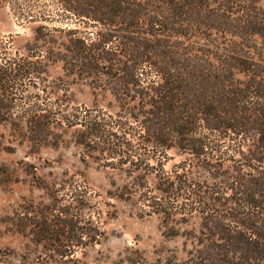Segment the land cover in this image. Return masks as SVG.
<instances>
[{
	"label": "trees",
	"instance_id": "trees-1",
	"mask_svg": "<svg viewBox=\"0 0 264 264\" xmlns=\"http://www.w3.org/2000/svg\"><path fill=\"white\" fill-rule=\"evenodd\" d=\"M50 1L70 25L40 24L37 35H68L49 52L67 73L109 91L118 110L84 105L66 113L38 94L39 102L23 109L27 132L47 144L55 124L78 125L84 154L106 153L117 159L106 166L132 175L119 196L138 192L142 210L165 222L196 215L193 263L264 264L261 0ZM80 23L96 30H80ZM45 58L41 51L35 59L3 57L1 88L11 104L0 107L14 105L32 74L45 80ZM173 147L184 159L165 169ZM35 225L37 242L59 239L60 223L43 218Z\"/></svg>",
	"mask_w": 264,
	"mask_h": 264
},
{
	"label": "rangeland",
	"instance_id": "rangeland-1",
	"mask_svg": "<svg viewBox=\"0 0 264 264\" xmlns=\"http://www.w3.org/2000/svg\"><path fill=\"white\" fill-rule=\"evenodd\" d=\"M17 1L0 0V65L3 57L35 59L40 51L48 59L45 80L32 74L29 86L12 97L14 105L0 107V119L16 122L0 121V264H195L189 251L198 228L196 215L187 222H165L161 215L142 210L138 192L119 196L132 175L106 166L117 162L106 153L97 158L84 154L76 142L78 125L55 124L47 136L52 143L47 144L27 132L23 109L25 103L39 102L38 94L65 105L66 113L85 105L114 114L118 105L109 91L93 87L89 78L67 73L49 52L68 35L53 31L44 35L46 40L37 35L40 24L70 25L60 8L50 0ZM78 28L96 30L84 23ZM261 49L264 57V39ZM2 84L0 79V104H11ZM183 159L184 154L170 148L164 168ZM43 218L61 224L56 241H36L35 224Z\"/></svg>",
	"mask_w": 264,
	"mask_h": 264
}]
</instances>
